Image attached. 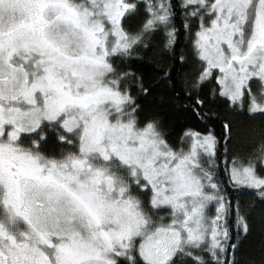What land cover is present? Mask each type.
<instances>
[{
    "label": "snow or ice",
    "instance_id": "1",
    "mask_svg": "<svg viewBox=\"0 0 264 264\" xmlns=\"http://www.w3.org/2000/svg\"><path fill=\"white\" fill-rule=\"evenodd\" d=\"M0 264H264V0H0Z\"/></svg>",
    "mask_w": 264,
    "mask_h": 264
}]
</instances>
